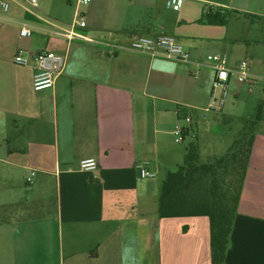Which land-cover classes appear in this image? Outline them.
Masks as SVG:
<instances>
[{
    "label": "crops",
    "instance_id": "0c3cea01",
    "mask_svg": "<svg viewBox=\"0 0 264 264\" xmlns=\"http://www.w3.org/2000/svg\"><path fill=\"white\" fill-rule=\"evenodd\" d=\"M8 1L0 10V264H264V0H182L177 11L167 0H44L36 14ZM208 12L229 17L210 22ZM76 15L94 42L55 34ZM254 23L263 24L256 31ZM21 28L32 35L20 37ZM158 35L189 59L112 46ZM18 50L66 54L52 88L32 89L34 61L14 64ZM208 55L227 69L249 59L260 82L249 90L229 76L220 106ZM231 120L236 131L250 125L251 144L218 262L210 217L161 218L157 200L160 179L184 159L178 143L190 138L203 162L202 140L230 134L220 125ZM87 158L97 162L91 172L79 169ZM140 162L152 177L139 176Z\"/></svg>",
    "mask_w": 264,
    "mask_h": 264
},
{
    "label": "built area",
    "instance_id": "2783aa9c",
    "mask_svg": "<svg viewBox=\"0 0 264 264\" xmlns=\"http://www.w3.org/2000/svg\"><path fill=\"white\" fill-rule=\"evenodd\" d=\"M44 0H24L25 10L31 14H36L42 6ZM91 0H77L78 5L89 4ZM182 0H167L166 5L172 10L177 11L181 6ZM10 8V2L8 0H0V10L6 12ZM86 26L84 21L75 16L72 24L69 28L57 27L55 34L66 38L68 41L78 39L87 42H94L91 38L85 34L78 31ZM20 37H30L32 31L27 28H21L19 31ZM115 48H125L136 52L154 54L155 50L159 49L162 51L164 57L169 59H176L179 61H187L189 59V53L186 49L178 44L175 39L167 35H158L155 37L140 36L132 41L129 45L120 46L112 45ZM33 57V58H32ZM34 61L35 74L32 80V89L35 92L49 89L54 86L55 80L63 73L66 66V54H61L52 51H38L33 56L30 54L24 53L22 50H18L13 57V63L18 66H29L31 60ZM207 61L213 63V68L216 71L213 88L220 89V106L223 105L226 91H227V80L229 76H234L238 84H243L248 87L249 90H252L256 86L260 79L250 74L249 69V59L242 60L236 68L227 69L218 65L219 58L218 56H207ZM180 140L181 131H175ZM97 167V162L94 158H87L81 160L79 163V169L85 172H91ZM136 168L139 171V176L141 178L152 177L153 174L150 173L146 168V162H140L136 165ZM34 173L32 172L28 178L27 182L32 181Z\"/></svg>",
    "mask_w": 264,
    "mask_h": 264
},
{
    "label": "trees",
    "instance_id": "16d2710c",
    "mask_svg": "<svg viewBox=\"0 0 264 264\" xmlns=\"http://www.w3.org/2000/svg\"><path fill=\"white\" fill-rule=\"evenodd\" d=\"M244 15L251 19L254 17L250 14ZM226 17L229 16L215 12H208L205 15L207 21H218L220 23L223 22ZM244 137H247V134ZM236 143L237 141L226 154H230V151L235 148ZM225 158L226 155L219 159L215 158L216 160H214V162L201 164L198 161L197 144L191 142L185 148L182 164L175 170L167 173L166 178L162 182L157 200L158 214L161 218L199 214L210 217L212 222V252L215 260L218 262L224 260L225 252L228 247L232 217L238 201L240 187L235 196V206L234 208H230L223 200L219 199V196L216 197L213 193L212 196H209L210 193L202 188V181L205 178L207 179L210 175V170L215 168V165L224 162ZM242 178L243 173L241 182ZM208 197H210L212 201H210Z\"/></svg>",
    "mask_w": 264,
    "mask_h": 264
},
{
    "label": "rangeland",
    "instance_id": "374dc122",
    "mask_svg": "<svg viewBox=\"0 0 264 264\" xmlns=\"http://www.w3.org/2000/svg\"><path fill=\"white\" fill-rule=\"evenodd\" d=\"M23 4L24 6L26 5L25 2ZM254 24L255 30L257 31L259 30L258 26L263 23ZM231 121L232 124L221 123L220 125L222 129H227L230 126V134L226 132L222 136L213 135L208 136L202 140L201 157L203 162H199H201V164H208L214 162V160H216L217 158L219 159L226 155L224 162L215 165V168L210 170V175L207 177V179L205 178L202 181V188L203 190L206 189V191L210 193L209 196H212L213 193L216 197L219 196V199L223 200V202H225L230 208H234L235 196L241 184V176L246 165V160L250 148L249 138L244 137L246 135L245 130H248L250 125L244 126V130L240 132V130L236 131L238 129V126L234 124V120ZM236 141L237 143L235 145V148L230 151V154H226ZM190 143L191 139L187 138L183 141H180L178 143L179 147L177 148L184 152L185 148ZM208 157H215L216 159L210 161L209 159L211 158ZM182 162L183 156L181 162H179V165H181ZM178 166L173 169L175 170ZM165 177L166 176L164 174L163 178L160 179V183L163 179H165ZM208 199L212 201L210 197H208Z\"/></svg>",
    "mask_w": 264,
    "mask_h": 264
}]
</instances>
